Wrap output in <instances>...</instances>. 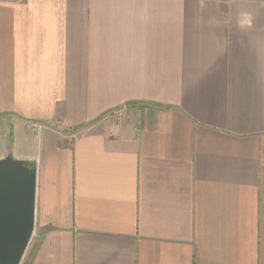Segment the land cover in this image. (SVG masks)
Returning a JSON list of instances; mask_svg holds the SVG:
<instances>
[{
  "label": "crops",
  "instance_id": "obj_1",
  "mask_svg": "<svg viewBox=\"0 0 264 264\" xmlns=\"http://www.w3.org/2000/svg\"><path fill=\"white\" fill-rule=\"evenodd\" d=\"M9 153L21 264H264V0H0Z\"/></svg>",
  "mask_w": 264,
  "mask_h": 264
},
{
  "label": "water",
  "instance_id": "obj_2",
  "mask_svg": "<svg viewBox=\"0 0 264 264\" xmlns=\"http://www.w3.org/2000/svg\"><path fill=\"white\" fill-rule=\"evenodd\" d=\"M34 159H0V264H21L35 229Z\"/></svg>",
  "mask_w": 264,
  "mask_h": 264
},
{
  "label": "built area",
  "instance_id": "obj_3",
  "mask_svg": "<svg viewBox=\"0 0 264 264\" xmlns=\"http://www.w3.org/2000/svg\"><path fill=\"white\" fill-rule=\"evenodd\" d=\"M28 127L31 129H37L38 126L34 125V124H28Z\"/></svg>",
  "mask_w": 264,
  "mask_h": 264
}]
</instances>
